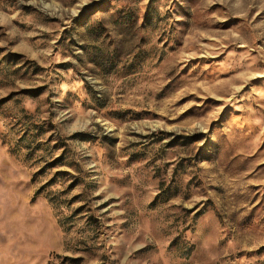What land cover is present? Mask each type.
Instances as JSON below:
<instances>
[{
  "label": "rangeland",
  "instance_id": "rangeland-1",
  "mask_svg": "<svg viewBox=\"0 0 264 264\" xmlns=\"http://www.w3.org/2000/svg\"><path fill=\"white\" fill-rule=\"evenodd\" d=\"M0 264H264V0H0Z\"/></svg>",
  "mask_w": 264,
  "mask_h": 264
}]
</instances>
